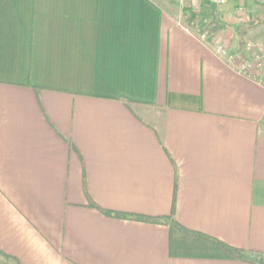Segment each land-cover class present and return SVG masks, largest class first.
I'll return each instance as SVG.
<instances>
[{
	"label": "crops",
	"instance_id": "0c3cea01",
	"mask_svg": "<svg viewBox=\"0 0 264 264\" xmlns=\"http://www.w3.org/2000/svg\"><path fill=\"white\" fill-rule=\"evenodd\" d=\"M184 3L0 0V264H264V0Z\"/></svg>",
	"mask_w": 264,
	"mask_h": 264
},
{
	"label": "rangeland",
	"instance_id": "374dc122",
	"mask_svg": "<svg viewBox=\"0 0 264 264\" xmlns=\"http://www.w3.org/2000/svg\"><path fill=\"white\" fill-rule=\"evenodd\" d=\"M157 1H159L163 7H165L168 11L172 12L175 16L176 15H179V13H182V7L187 5L186 3H184L183 5L181 4V2H186V0H157ZM200 21L205 25V29H204L205 31H206L207 27L210 30L212 28H214V29L215 28H219L220 27V24H222L224 26H227V24L222 23V22L220 23L219 21L218 22L217 21H210L209 18L206 19L205 21L203 19L204 22L201 19H200ZM251 24L252 25H254V24L260 25L261 24V21H259V20L258 21H254ZM193 25L196 26L195 22H193V24H191V26H193ZM250 43L255 44L257 42L251 41ZM257 44H255V45H257ZM254 50L257 52V51L260 50V48H257V49H254ZM254 50H252V51H254Z\"/></svg>",
	"mask_w": 264,
	"mask_h": 264
},
{
	"label": "built area",
	"instance_id": "2783aa9c",
	"mask_svg": "<svg viewBox=\"0 0 264 264\" xmlns=\"http://www.w3.org/2000/svg\"><path fill=\"white\" fill-rule=\"evenodd\" d=\"M219 4H226L227 0H216ZM259 48L258 45L255 44H248L247 49L252 51L254 49ZM219 53L223 56H226L230 62H239V68L243 72H250L254 69L255 63L253 60H245V58L241 54H230V52L225 48H220Z\"/></svg>",
	"mask_w": 264,
	"mask_h": 264
},
{
	"label": "trees",
	"instance_id": "16d2710c",
	"mask_svg": "<svg viewBox=\"0 0 264 264\" xmlns=\"http://www.w3.org/2000/svg\"><path fill=\"white\" fill-rule=\"evenodd\" d=\"M107 215H112L111 213H108V212H105ZM117 215V214H116ZM117 216H119V215H117ZM134 219H136V220H144L143 218H141V217H138V216H136V217H134ZM181 231H183V233H185V234H188V235H196V236H199V235H197V234H194V233H192V232H190V231H187V230H185V229H183V228H181L180 226H177ZM200 237V236H199ZM202 237V236H201ZM203 239H207L206 237H202ZM208 240V239H207ZM209 241H211L212 243H214L215 245H217V246H220V247H224L222 244H220L219 242H217V241H214V240H209Z\"/></svg>",
	"mask_w": 264,
	"mask_h": 264
}]
</instances>
